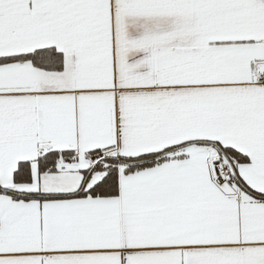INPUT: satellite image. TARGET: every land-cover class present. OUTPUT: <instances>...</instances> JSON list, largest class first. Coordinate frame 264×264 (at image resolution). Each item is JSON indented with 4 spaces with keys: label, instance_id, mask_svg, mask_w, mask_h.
<instances>
[{
    "label": "snow or ice",
    "instance_id": "6c2138e0",
    "mask_svg": "<svg viewBox=\"0 0 264 264\" xmlns=\"http://www.w3.org/2000/svg\"><path fill=\"white\" fill-rule=\"evenodd\" d=\"M0 264H264V0H0Z\"/></svg>",
    "mask_w": 264,
    "mask_h": 264
}]
</instances>
